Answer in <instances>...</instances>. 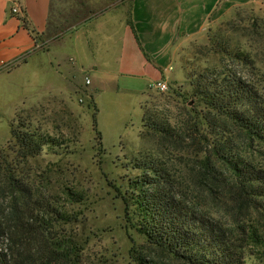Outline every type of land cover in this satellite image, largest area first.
Returning <instances> with one entry per match:
<instances>
[{
	"label": "rangeland",
	"instance_id": "obj_1",
	"mask_svg": "<svg viewBox=\"0 0 264 264\" xmlns=\"http://www.w3.org/2000/svg\"><path fill=\"white\" fill-rule=\"evenodd\" d=\"M237 13L263 18L264 6L235 7L211 22L204 36L177 41L174 69L180 79L167 78L170 89L165 92L149 91L148 77L139 79L120 74L117 68L115 74L100 68L99 75L114 79L109 81V86L98 85L95 81L98 73L88 64L99 61V54L103 55L101 50L93 55L89 49L98 39L82 38L75 28L60 31L26 60L0 71V154L11 153V123L18 119L67 141L63 149L44 147L17 170L32 184L41 202H49L59 210V214L54 213L56 221L50 232L72 240L77 246L76 261L67 264H137L132 257L135 249L163 257L169 264H183L163 254L134 228L130 210L122 198L127 184L143 172L138 165L154 158L167 167L176 190L188 203L226 225H233L236 217L243 221L259 216L247 207H231L236 203L228 191L230 173H221L224 168L213 164L215 133L203 129L202 135L197 133V141L188 138L183 144H176L156 133H145L143 127L146 110L177 126L195 118L191 116L195 103L186 100L190 90L186 69L216 61L208 46V34ZM128 49L127 45L126 53ZM132 51H129L131 71L140 74L144 69L142 60L147 57L136 39ZM258 54L256 67L264 69ZM243 70L250 72L251 78L264 88V79L256 74L257 70L252 66ZM129 85H137L139 90H129L126 88ZM91 96L98 108L97 129L102 134L101 140L94 126L96 107L89 105ZM221 128L226 130L221 144L228 141V146L264 168L262 142L247 138L228 123H222ZM205 155H211V171L202 164ZM215 167L219 168L218 172ZM214 175L218 176L219 185H215ZM72 191L78 196L72 195ZM3 200L7 206L9 199ZM247 263L264 264V258L250 254Z\"/></svg>",
	"mask_w": 264,
	"mask_h": 264
},
{
	"label": "trees",
	"instance_id": "obj_2",
	"mask_svg": "<svg viewBox=\"0 0 264 264\" xmlns=\"http://www.w3.org/2000/svg\"><path fill=\"white\" fill-rule=\"evenodd\" d=\"M128 23L134 29L131 17ZM208 42L216 61L195 65L185 72L190 85L186 100L195 103L191 108L195 118L177 126L146 110L144 132L170 138L176 144L188 138L197 141V133L203 129L215 133L213 164L224 168L221 173H230L228 191L236 203L231 207H247L259 216L243 221L236 217L233 225H226L188 203L176 190L167 167L155 158L138 165L143 172L127 184L122 198L134 228L169 258L183 264H248L250 254L264 258V168L228 146V141L221 144L224 133L226 136L221 125H233L247 138L264 144V88L243 70L252 66L264 79V69L256 67L258 53L259 61L264 63V17L237 13L210 32ZM89 105L96 107L94 126L101 140L93 96ZM11 134V153L0 154V264L74 263L77 246L50 232L56 221L54 213L59 214V210L49 202H41L32 184L17 171L22 162L39 155L44 147L63 149L67 141L21 119L11 123ZM210 159L211 155H205L202 164L211 171ZM214 169L218 172L219 168ZM214 176L215 185H219L218 176ZM71 194L78 196L77 192ZM3 198L9 199L7 206ZM132 257L137 264H169L143 249L133 250Z\"/></svg>",
	"mask_w": 264,
	"mask_h": 264
},
{
	"label": "crops",
	"instance_id": "obj_3",
	"mask_svg": "<svg viewBox=\"0 0 264 264\" xmlns=\"http://www.w3.org/2000/svg\"><path fill=\"white\" fill-rule=\"evenodd\" d=\"M247 4L264 6V0H21L19 14L11 12L9 0H0V71L26 60L60 31L75 28L82 38L98 39L89 49L103 55L88 63L98 73V85L109 86L114 79L99 75L100 68L108 74L117 68L120 74L148 77L151 91L155 80L180 79L174 69L177 41L204 36L211 22ZM134 39L147 57L140 74L131 71Z\"/></svg>",
	"mask_w": 264,
	"mask_h": 264
},
{
	"label": "built area",
	"instance_id": "obj_4",
	"mask_svg": "<svg viewBox=\"0 0 264 264\" xmlns=\"http://www.w3.org/2000/svg\"><path fill=\"white\" fill-rule=\"evenodd\" d=\"M11 3V7L10 10L13 14H19L22 11V7H21V0H9ZM12 66V65H11ZM8 67H10V64L8 65ZM90 78H87V82L90 83ZM151 87L153 89H156L158 91L161 92H165L168 91L170 89V84L167 80V78H161L159 80H155Z\"/></svg>",
	"mask_w": 264,
	"mask_h": 264
}]
</instances>
